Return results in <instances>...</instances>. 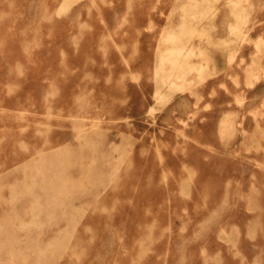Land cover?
Wrapping results in <instances>:
<instances>
[{"label":"rangeland","instance_id":"1","mask_svg":"<svg viewBox=\"0 0 264 264\" xmlns=\"http://www.w3.org/2000/svg\"><path fill=\"white\" fill-rule=\"evenodd\" d=\"M0 264H264V0H0Z\"/></svg>","mask_w":264,"mask_h":264},{"label":"bare ground","instance_id":"2","mask_svg":"<svg viewBox=\"0 0 264 264\" xmlns=\"http://www.w3.org/2000/svg\"><path fill=\"white\" fill-rule=\"evenodd\" d=\"M225 19V18H224ZM222 25H223V27L225 28V32L227 31L226 30V28H227V22H224L223 21V23H221ZM223 28V29H224ZM235 31H236V27L235 26H232V27H230V28H228V33L229 32H232L233 34L235 33ZM228 35H231V34H228ZM225 37V36H224ZM244 37V36H243ZM239 38H242V36H240ZM262 40H259V42H261Z\"/></svg>","mask_w":264,"mask_h":264},{"label":"crops","instance_id":"3","mask_svg":"<svg viewBox=\"0 0 264 264\" xmlns=\"http://www.w3.org/2000/svg\"><path fill=\"white\" fill-rule=\"evenodd\" d=\"M224 11H225V9L221 10V11H220L221 13H219V16H220V18H219L220 20H219V21H220V22H223V21H224V22H228V20H225V19H224V18H225V12H224Z\"/></svg>","mask_w":264,"mask_h":264}]
</instances>
